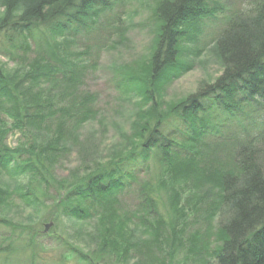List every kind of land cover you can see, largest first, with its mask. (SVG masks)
<instances>
[{
    "label": "trees",
    "instance_id": "obj_1",
    "mask_svg": "<svg viewBox=\"0 0 264 264\" xmlns=\"http://www.w3.org/2000/svg\"><path fill=\"white\" fill-rule=\"evenodd\" d=\"M242 2L249 8L232 13L211 0L157 2L148 52L122 72L123 95L136 99L130 148L56 181L59 156L97 115L95 96L83 90L88 65L69 44L98 28L108 35L102 45L126 41L118 13L105 26L88 24L124 0H0V53L15 64L0 62V210L18 198L44 212L40 224L55 221L54 231L72 221L56 241L83 264L96 259L79 252L80 240L122 264L169 263L185 249L198 260L213 243L215 264H264V0ZM208 20L222 26L213 43L219 76L181 100L165 99L193 64L184 57L207 51L194 44ZM36 130L51 136L40 140ZM16 131L21 141L9 148L5 137ZM190 218L205 230L190 236L188 249Z\"/></svg>",
    "mask_w": 264,
    "mask_h": 264
},
{
    "label": "rangeland",
    "instance_id": "obj_2",
    "mask_svg": "<svg viewBox=\"0 0 264 264\" xmlns=\"http://www.w3.org/2000/svg\"><path fill=\"white\" fill-rule=\"evenodd\" d=\"M159 1L162 2V0H124V4L114 10L104 12L96 25L88 22L90 27L105 26L107 21L118 13L123 19L122 26L124 33H126V41H121L113 36L114 43L113 40L109 43V39H107L105 40L106 45H102V38L105 36L108 38V35L103 29L98 28V30L93 29L96 31L90 33L82 31L75 36L74 44H69L70 51L80 53L88 65L83 80V90L95 96L94 109L97 111V115L91 122L74 132L75 137L70 141L72 144H69V148L65 147L66 153L64 155L59 156L53 172L56 181L80 177L87 170L94 168L95 163L107 162L130 148V142L133 139L132 123L134 121L130 104H135L136 99H134L135 95L129 98L123 95L120 84L125 79L122 72L126 67L134 65L136 61L141 60L147 54L155 30L153 11ZM211 1L224 5L227 13L239 12L249 8L248 3H244L242 0ZM201 29V35H199L197 44L194 46L204 47L207 51L202 53L198 60L192 55H188L187 58L184 57L185 60L193 62V64L182 77L173 81L166 88L165 99L181 100L194 93L199 85L211 84L219 76L221 67L217 63L216 58L218 57L216 51H213V43L222 29L221 23L203 21ZM2 43L0 37V45ZM30 43L32 49H36L35 40H30ZM108 44L109 47H107ZM191 47L190 49H192ZM32 57L34 54L29 55V58ZM0 62L7 64L8 69L15 67L13 62H8L7 56L3 53H0ZM5 122L10 123L6 120ZM36 133L40 140L49 139L50 133L48 132L39 134L36 130ZM75 140L79 143H75ZM20 141L21 137L18 131L10 132L5 137V143L9 148L17 147ZM152 166L155 168L157 164L152 162ZM39 192L43 193V189H40ZM45 194L46 199L53 195L52 192L48 191ZM160 203L164 205V210H166L164 196ZM42 215L44 212L40 211L38 207L34 210L22 207L18 198H15L12 207L0 210V264H83L77 260V257L63 256L64 249L56 241V238L65 237L71 231V227L74 225H70L72 221L61 219V223H55L58 230L54 231L53 223L55 221L39 223L42 222L40 220ZM166 217L168 220L173 219L169 213L166 214ZM189 223L188 230H184L186 232L184 238L186 241L188 239L186 245L188 249L190 248V236L204 235L205 230L201 219L192 220L190 218ZM45 224H52L47 233H44ZM77 226L82 227L80 224ZM93 227L94 225H87L85 231L91 233ZM31 240L35 244L27 246ZM78 245L81 247L79 248L80 253L96 259L93 264H122L113 258H100L99 254L92 250L94 247H90L92 245L85 244L81 240ZM215 247L216 245L213 243L209 252H206L203 258L198 260L188 256L186 249L182 252L178 250L177 253L174 251L175 255H173L172 260L169 263L165 261L164 264H215V260L210 256V252Z\"/></svg>",
    "mask_w": 264,
    "mask_h": 264
},
{
    "label": "water",
    "instance_id": "obj_3",
    "mask_svg": "<svg viewBox=\"0 0 264 264\" xmlns=\"http://www.w3.org/2000/svg\"><path fill=\"white\" fill-rule=\"evenodd\" d=\"M52 224L45 225L44 233H47Z\"/></svg>",
    "mask_w": 264,
    "mask_h": 264
},
{
    "label": "bare ground",
    "instance_id": "obj_4",
    "mask_svg": "<svg viewBox=\"0 0 264 264\" xmlns=\"http://www.w3.org/2000/svg\"><path fill=\"white\" fill-rule=\"evenodd\" d=\"M162 1H164V0H162ZM121 41H123V40H121Z\"/></svg>",
    "mask_w": 264,
    "mask_h": 264
}]
</instances>
